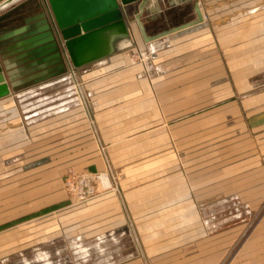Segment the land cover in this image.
I'll return each instance as SVG.
<instances>
[{"label": "crops", "instance_id": "crops-1", "mask_svg": "<svg viewBox=\"0 0 264 264\" xmlns=\"http://www.w3.org/2000/svg\"><path fill=\"white\" fill-rule=\"evenodd\" d=\"M201 2L202 15L211 14L207 21L203 17L199 24L151 42H144L136 23L129 20L131 47L77 68V75L85 84L83 104L71 93L66 73L49 83L30 86H23L22 78L18 77L15 82L22 86L20 90L0 97V182L16 175L24 163L32 160L40 163L35 168L46 172L70 167L89 170L112 167L123 173L121 186L130 212L128 209L129 213L124 212L112 193L95 198L79 209V221L84 225H79L75 243L126 232V217L130 214L141 235L144 254L141 259L133 257L124 264H223L243 225L228 224L239 218H224L225 204L233 201L244 208L249 206L244 202L264 199L260 194L262 176L257 170L238 175L237 181H233L239 186L236 189L217 194L208 189L209 201L200 205L197 201L202 197L183 191L180 177L174 176L172 181L166 177L167 169L179 166L176 138L181 137V126L167 122L180 118L181 102H169L162 96L167 82L137 75L142 69L148 74L165 72L161 65L143 67L128 54L136 48L143 57L159 54L165 47L182 41L208 40L212 34L233 29L231 26L237 22L220 15L226 12V2L211 5L212 9L209 6L206 11ZM160 5L164 8L165 3ZM261 9L264 3H254L238 7L236 14L244 17ZM193 16L188 6L182 20ZM169 20L176 22L173 17ZM241 20L254 31L257 25H264L261 18ZM19 24L22 21L10 26ZM163 26L164 21L156 27L147 24L149 32ZM27 139L29 144L23 147ZM32 154L33 159L28 160ZM192 184L197 183L191 181ZM245 185H253L254 192L245 191ZM211 215L219 221L216 228L205 223ZM260 227L238 248L233 264H264V221ZM28 250L32 252L33 244L17 248L13 254L19 256ZM7 255H0V260H7ZM44 261L48 264L45 257Z\"/></svg>", "mask_w": 264, "mask_h": 264}, {"label": "rangeland", "instance_id": "rangeland-1", "mask_svg": "<svg viewBox=\"0 0 264 264\" xmlns=\"http://www.w3.org/2000/svg\"><path fill=\"white\" fill-rule=\"evenodd\" d=\"M222 1L226 2V12L220 15L237 22L231 26V31L217 32L208 40H185L165 47L159 54L140 57L137 56L139 48L128 54L133 62L143 67L145 64L161 65L165 72L148 74L142 69L137 75L142 79L158 78L167 82L162 96L169 102H181L180 118L167 122L181 126V137L176 138L179 166L167 169L166 177L171 181L174 176L180 177L183 191L202 197L198 205L209 201L206 198L208 189L215 193L236 189L239 186L233 181H237L238 175L253 170L261 173L260 194L264 196V25H257L254 31L241 20L246 17L263 20L264 9L244 17L236 14L238 7L264 3V0H202L201 3L206 11L207 7L212 9L211 5H221ZM203 14L205 21L211 16ZM79 83L85 86L83 80L79 79ZM28 141H24L23 147ZM170 143L173 147L174 143ZM27 158L33 159V154ZM36 165L40 163L27 161L20 172L0 182V255L9 253L8 259L0 260V264H24L13 251L30 244H33V252L28 250L25 255L33 264H45V256H38V251L48 255L49 264H107L106 257L111 264H124L133 257L142 258L141 235L130 214L126 217V232L115 234L113 239L106 234L101 244L96 238L86 239L83 242V246L89 248L86 259L77 252L79 244L75 243V235L79 225H84L79 221V209L88 202L112 193L118 197L124 212H130L121 186L123 173L120 170L109 167L107 178L111 185L104 186L92 180L95 195L78 202L73 197V187L81 174L103 173L108 167L102 170L70 167L46 172L43 168H35ZM103 177L106 180V176ZM191 181L197 184L190 185ZM245 188V191L254 192L253 185H245ZM229 203L225 204L227 216L224 218L237 216L239 219L228 224L243 225L223 264L235 262L238 248L252 238L264 221V199L244 202L249 205L244 208L241 203ZM100 248L106 251L105 255L100 254ZM128 254L132 256L127 257Z\"/></svg>", "mask_w": 264, "mask_h": 264}, {"label": "water", "instance_id": "water-1", "mask_svg": "<svg viewBox=\"0 0 264 264\" xmlns=\"http://www.w3.org/2000/svg\"><path fill=\"white\" fill-rule=\"evenodd\" d=\"M188 6L194 16L182 20ZM129 20L151 42L201 23L203 15L199 0H0V97L20 90L18 77L23 86L46 84L65 73L68 61L79 68L131 47ZM161 21L149 32L148 23Z\"/></svg>", "mask_w": 264, "mask_h": 264}, {"label": "built area", "instance_id": "built-area-1", "mask_svg": "<svg viewBox=\"0 0 264 264\" xmlns=\"http://www.w3.org/2000/svg\"><path fill=\"white\" fill-rule=\"evenodd\" d=\"M137 56H139V55L137 54ZM68 68L71 69V70L72 69H77V68L73 67L72 65H70L69 61H68ZM77 81H78L79 85L83 84V83L82 84L79 83L78 76H77ZM70 85L72 87L71 80H70ZM82 86H84V85H82ZM108 174L110 176L109 167L107 168V171L103 172V173L97 172L95 174H89V173L81 174L79 182L76 183V185L73 187L74 191L72 190L73 191V197L75 198V200L78 201V202H84L86 200L91 199L95 195V192H94L95 190H94V188H93V186L91 184L92 180H97V181L101 182L102 184H104V186H110L111 184H109V179L107 178ZM103 175L106 176V180L104 179ZM205 223H209V226L213 227V228H216L217 225H219L218 224L219 221L217 220V217L215 215H211L207 220H205ZM110 237H111V239H113V237L111 235H110ZM97 240L99 241L98 244H101V243H103L106 240V238L105 237L97 238ZM76 244H79V243H76ZM77 248H79L77 250V252L84 249V252H85L84 255H81V253H79V252L78 253L81 255L82 259H86L88 257L89 248L84 247L82 243H80L77 246ZM99 250H100V254H104L105 255L106 251H104V249L100 248ZM32 252H33V250H32ZM38 252H40V251H38ZM38 252L36 253L37 255H38ZM42 253L45 254V252H42ZM19 256L21 257V261H23L24 264H33V260L27 259L25 254L20 253ZM47 256L48 255H45L46 259H47ZM130 256H132V255L131 254L127 255V257H130ZM3 261H5V260H3ZM82 261H84V260H82ZM105 262L107 264H111L112 261L107 259V257H106L105 258Z\"/></svg>", "mask_w": 264, "mask_h": 264}, {"label": "bare ground", "instance_id": "bare-ground-1", "mask_svg": "<svg viewBox=\"0 0 264 264\" xmlns=\"http://www.w3.org/2000/svg\"><path fill=\"white\" fill-rule=\"evenodd\" d=\"M129 31H130V29H129ZM131 38H132V36H131ZM132 42H133V39H132ZM138 55L140 57H143L140 52L138 53ZM65 73L68 74L67 76L70 78L71 83H72L71 93L75 96L76 99L78 98V101L80 103H82V104L85 103V95H84V92H83V86L82 85H79L78 84V81H77V76H78L77 75V69H72L71 70V69L68 68V69H66ZM78 252L79 253H82L81 255H84L85 254L84 249L81 250V251H78ZM38 255L43 256L44 253L38 252ZM45 264H47V263H45ZM48 264H49V262H48Z\"/></svg>", "mask_w": 264, "mask_h": 264}]
</instances>
